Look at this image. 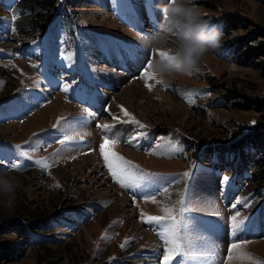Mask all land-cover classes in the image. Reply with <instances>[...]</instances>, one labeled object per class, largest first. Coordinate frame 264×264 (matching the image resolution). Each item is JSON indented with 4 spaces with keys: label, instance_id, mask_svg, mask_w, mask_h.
I'll return each instance as SVG.
<instances>
[{
    "label": "rangeland",
    "instance_id": "1",
    "mask_svg": "<svg viewBox=\"0 0 264 264\" xmlns=\"http://www.w3.org/2000/svg\"><path fill=\"white\" fill-rule=\"evenodd\" d=\"M161 2L168 0H71L65 4L69 17H55L38 35L28 30L24 0H0V172L20 180L14 209L0 205V242L14 243L18 249L16 258L2 264H153L154 256L161 261L164 249L140 214L163 216L162 209L178 208L175 202L184 194L193 208L184 229V247L199 257L188 264L264 262V182L254 173L259 154L249 147L233 153L235 139L250 135L264 122L260 111L238 104L264 98V76L259 66L238 61L241 53L232 50L237 39L264 30V3L195 0L205 20L222 25L224 37L221 47L210 52L192 76L177 74L157 84L140 73L134 80L102 66L103 37L113 42L129 38L137 28L132 16L137 8L152 27L144 26L143 31H157ZM229 13L237 14L242 26L226 34L222 18ZM141 23L138 20V30ZM132 40L142 54L150 53L137 34ZM67 53L73 54L71 61L64 60ZM91 59L101 64L109 79L103 82H116L109 100L115 111L123 112L117 117L121 121L100 104L97 85L90 79ZM136 81L145 99L126 91ZM66 83L71 85L67 93L62 90ZM133 117L145 126L138 131L146 135L128 144L138 131L125 133L113 127L107 135L115 134L118 142L108 149L160 175L140 188L124 189L104 161L100 145L106 133L97 125L130 126ZM77 133L82 141L58 143ZM20 151H28L33 159L20 156ZM38 159H46L50 167L37 165ZM11 162L22 168H8ZM184 172L191 175L185 178ZM225 175L230 180L222 184ZM153 194L155 202L145 198ZM237 200L242 203L234 209ZM42 211L48 214L44 219L34 218ZM237 211L244 223L233 231L231 216ZM13 222L25 225L24 236L11 231ZM146 225L158 233L157 226ZM232 243L240 247L229 260ZM240 253L254 259L241 260Z\"/></svg>",
    "mask_w": 264,
    "mask_h": 264
},
{
    "label": "snow or ice",
    "instance_id": "2",
    "mask_svg": "<svg viewBox=\"0 0 264 264\" xmlns=\"http://www.w3.org/2000/svg\"><path fill=\"white\" fill-rule=\"evenodd\" d=\"M169 2V0H168ZM13 20L17 19V16L14 14L12 17ZM15 31V29H13ZM160 55H163L161 53ZM64 60L71 61L73 59L72 53H67L64 55ZM151 62L152 59L149 58L146 67L142 73V77L146 80L151 79L155 80L157 84H163L164 81H161L156 78L155 74L150 70L151 69ZM70 84H64L63 92L67 93L70 89ZM152 85H149L151 90ZM88 115L87 109L83 110ZM125 116H129L130 114L125 111ZM113 119H118L117 117H113ZM131 123L137 126V129H143L145 126L141 124L138 120H135L133 117L130 121ZM60 121L58 120V124ZM253 123H255L253 121ZM54 127H56L54 125ZM97 127L102 128L105 130L104 142L100 145V151L103 155L104 161L108 167L109 172L111 173L113 179L117 184H119L124 189H136L140 188L141 186L146 185L152 178L159 176L160 174L147 172L141 169L138 165L134 164L132 161L127 160L121 155H118L114 151H110L108 149L109 145H115L118 142V137L110 138L107 133L111 131L114 125H97ZM146 135L145 132H137L136 134L132 135L127 139L128 144H133L134 142L138 143L141 137ZM84 139L83 136L79 135V133L75 135H65L63 139L58 140V143L64 145L66 143L75 142L77 140L82 141ZM17 149L21 148V145L15 146ZM20 156L24 157L25 159L31 161L33 158L28 151H20ZM37 165H41L43 168L47 169L50 165L47 163L46 159H38L35 161ZM8 168L12 170H20L22 165L19 162H11L7 165ZM191 174L189 172H184L182 174L183 177L187 178ZM229 176L225 175L222 177V184H227L229 182ZM59 185H57L58 187ZM164 193L168 192L167 188L163 189ZM146 199H151L153 202L156 201V195L153 194L149 197H145ZM241 200H237L232 207L235 209L238 204H241ZM176 205H179L177 208L175 205L168 207L165 206L162 210L165 212L163 216H151L148 215L145 217L144 213H141V219L145 224L157 226L158 235L162 239L163 243L165 244V248L163 250L162 260L159 264H173V261L176 264H188L189 260L199 259L195 254L190 252L189 249L184 247V229L189 219L188 213H190L193 208L191 206V199L187 194L181 195L179 199L175 202ZM218 214V213H214ZM240 216L239 211L236 212L235 215L231 216V229L233 231L240 229L241 225L244 223L242 219H238ZM127 243V241L125 242ZM125 245L122 244L121 247ZM240 245L237 243H232L228 249L229 257L228 259L231 260L233 258V251L239 249ZM239 259L241 260H253L254 258L248 253H240L238 255ZM255 264H264L259 260L255 261Z\"/></svg>",
    "mask_w": 264,
    "mask_h": 264
},
{
    "label": "clouds",
    "instance_id": "3",
    "mask_svg": "<svg viewBox=\"0 0 264 264\" xmlns=\"http://www.w3.org/2000/svg\"><path fill=\"white\" fill-rule=\"evenodd\" d=\"M161 20L157 31L148 36L137 34V39L155 53L151 71L165 81L177 74L192 76L200 70L206 56L221 47L224 37L222 25L210 23L195 0H169L158 3ZM163 53V55H160ZM20 180L10 172H0V205L12 211Z\"/></svg>",
    "mask_w": 264,
    "mask_h": 264
},
{
    "label": "trees",
    "instance_id": "4",
    "mask_svg": "<svg viewBox=\"0 0 264 264\" xmlns=\"http://www.w3.org/2000/svg\"><path fill=\"white\" fill-rule=\"evenodd\" d=\"M71 0H24V9L26 8L28 15L27 26L28 30L32 33H38L42 35L48 29L51 21L58 15L69 16L67 13L66 3ZM264 3V0H259ZM224 23V30L226 34L239 29L242 26L241 18L235 13L225 14L222 18ZM264 30L252 32L249 36H245L242 39H237V44L232 47L241 53L238 61L252 63L261 68L264 76ZM257 40V43L254 41ZM239 106H247L248 109H255L260 111L264 119V98H256L251 100L248 104H240ZM250 133V132H249ZM236 143H234V149L243 150L245 147L254 149L256 155V163L258 164L257 170H255V176L264 182V122H261L259 126L251 131V134H243L241 137H237ZM238 143V144H237ZM46 212L42 211L38 217H34L37 220L44 219ZM39 218V219H38ZM39 223V222H36ZM35 224V222H32ZM12 232L16 234H22L24 236L26 230L21 223L13 222ZM25 242V241H24ZM17 245L11 242H0V264L5 260H11L17 256Z\"/></svg>",
    "mask_w": 264,
    "mask_h": 264
},
{
    "label": "crops",
    "instance_id": "5",
    "mask_svg": "<svg viewBox=\"0 0 264 264\" xmlns=\"http://www.w3.org/2000/svg\"><path fill=\"white\" fill-rule=\"evenodd\" d=\"M138 8L136 10V13L133 14V18L136 19V24L137 28L130 34L129 38L126 39H118L114 38V42L111 40H108L106 37H103L101 40V45L103 44V48L105 51L104 57H99L101 59L102 66L105 65L106 68H110L116 72H119L120 74H125L128 77H133L134 80L138 77V73L142 74L144 71V68L147 65V61L149 58H154L155 53H150L148 54L147 51L144 50V54L140 52V48L138 47V44L135 43L132 39L134 38L135 34H140L138 31ZM142 36H148V35H142ZM128 42L133 43V44H127ZM92 57L95 58L97 57L96 53L92 54ZM106 61H110L111 63H107ZM99 64L98 61L95 59H91L90 62V74H91V80L93 83H96V85H112L116 84L111 82L106 83L103 82L102 79H107V77L104 75V70L101 68V64L98 67V70L96 69L95 66ZM138 79V78H137ZM133 80V79H132ZM109 81V80H108ZM111 93L108 91H105L104 94L98 93V96H100V104L103 107H106L108 104H110V98H111ZM123 113L121 109L119 108L118 111L113 112L114 117H118V115ZM119 115V116H120ZM121 118V117H120ZM121 118L120 120H122ZM118 120V119H117ZM120 130H123L125 133H130L135 131L137 126L135 125H130L127 126L120 122L119 126H114Z\"/></svg>",
    "mask_w": 264,
    "mask_h": 264
},
{
    "label": "bare ground",
    "instance_id": "6",
    "mask_svg": "<svg viewBox=\"0 0 264 264\" xmlns=\"http://www.w3.org/2000/svg\"><path fill=\"white\" fill-rule=\"evenodd\" d=\"M143 31V30H142ZM149 32H150V30H148ZM143 44V43H142ZM141 45V44H140ZM143 47L145 48V49H147V47L145 46V44H143ZM109 75V74H108ZM112 75H114L112 72H110V76H112ZM120 74L118 73V76H119ZM109 78V77H108ZM113 78V77H112ZM110 79L111 81L113 80V79ZM106 80H109V79H106ZM125 80V79H124ZM127 85V84H126ZM129 85V84H128ZM142 89H141V84L139 83V81H136V82H134L133 84H131V86H129V87H127V89H126V91H131V92H133V94H140V99L142 100V99H145V97L147 96H145V93H144V91L142 92L141 91ZM135 98V97H134ZM139 98V97H138ZM136 99H137V97H136ZM132 104H133V102H132ZM135 104V103H134ZM111 108L110 109H112V111L114 112L115 111V108H116V106H115V104H114V102L113 103H111ZM140 106V105H139ZM135 107V106H134ZM136 108V107H135ZM93 158H92V160L95 162V160H94V156H92ZM153 235V234H152ZM154 236V235H153ZM220 242V241H219ZM223 245V244H222ZM150 261H152V260H150Z\"/></svg>",
    "mask_w": 264,
    "mask_h": 264
}]
</instances>
